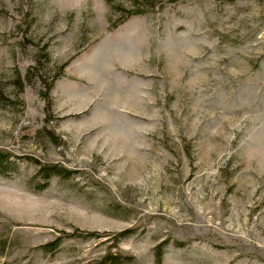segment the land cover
I'll return each mask as SVG.
<instances>
[{
    "label": "rangeland",
    "instance_id": "1",
    "mask_svg": "<svg viewBox=\"0 0 264 264\" xmlns=\"http://www.w3.org/2000/svg\"><path fill=\"white\" fill-rule=\"evenodd\" d=\"M0 264H264V0H0Z\"/></svg>",
    "mask_w": 264,
    "mask_h": 264
},
{
    "label": "trees",
    "instance_id": "2",
    "mask_svg": "<svg viewBox=\"0 0 264 264\" xmlns=\"http://www.w3.org/2000/svg\"><path fill=\"white\" fill-rule=\"evenodd\" d=\"M51 168H53L52 166H47V165H43V166H41L40 168H39V172L41 173V174H43V177H44V179L45 180H48V179H50V177H52V176H55V175H59L60 174V172H62L61 170H64V172H67V174H69L70 173V171L69 170H67L66 168H62V169H59V168H57V169H51ZM46 182L43 184V186H42V188H44L45 186H46ZM130 232H132V231H130V230H125V231H123L121 234L122 235H128ZM110 258V256L109 255H106L105 256V258ZM116 257H113V259H115Z\"/></svg>",
    "mask_w": 264,
    "mask_h": 264
}]
</instances>
